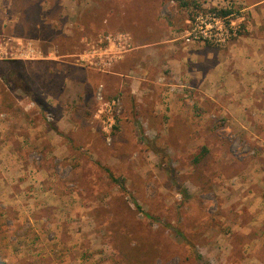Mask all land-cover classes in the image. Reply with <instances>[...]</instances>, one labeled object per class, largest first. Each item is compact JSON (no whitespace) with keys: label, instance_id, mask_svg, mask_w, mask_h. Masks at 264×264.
<instances>
[{"label":"rangeland","instance_id":"obj_1","mask_svg":"<svg viewBox=\"0 0 264 264\" xmlns=\"http://www.w3.org/2000/svg\"><path fill=\"white\" fill-rule=\"evenodd\" d=\"M247 5L0 0L2 261L264 264V206L243 189L261 186L253 179L257 148L235 144L217 101L203 109L201 99L175 89L186 66L202 72L206 54L218 62L221 50L251 33L264 63V3L254 17ZM208 7L243 14L241 31L222 46L194 42L201 49H190L180 37ZM117 33L130 35L132 51L104 50V37ZM145 61L156 83L143 94L129 91L132 77L107 75L117 69L137 77ZM13 67L28 92L5 79ZM101 83L104 100L118 96L119 114L96 98Z\"/></svg>","mask_w":264,"mask_h":264},{"label":"crops","instance_id":"obj_2","mask_svg":"<svg viewBox=\"0 0 264 264\" xmlns=\"http://www.w3.org/2000/svg\"><path fill=\"white\" fill-rule=\"evenodd\" d=\"M246 2L248 4L246 7L250 9L251 15L254 17L256 7L263 4L264 0H246ZM254 35L251 33L248 37L238 38L236 42L229 44L227 49L220 51L218 62L215 61L213 64H210L211 57H213L212 52L206 54L208 58L207 68L203 66L202 72H190L189 65L186 66V70H188L182 74L184 81L175 84V89L180 97L201 99L203 109L209 108L211 101H217L215 107L218 108V113H222L223 117L229 122L231 121L230 123L233 125L229 132L237 135L236 140H234L235 144L244 143L257 148L260 167L257 169L259 171L258 176L253 179L259 180L258 183H261V186L259 184L258 190L251 191L253 185L251 187V185L246 184L243 189L248 196L256 201L259 207H262L264 206V63H261L255 55L257 48L253 42ZM185 45L190 46V49L193 50L201 49L199 45L194 43ZM144 47L146 48L145 45H141L134 50L137 49L138 51ZM144 50V53L147 54L148 50ZM132 53L125 54L119 61H126ZM123 63L126 64V62ZM113 67L118 68L116 62ZM138 67L140 73L137 77L131 74L124 75L117 69L108 71L109 74L107 75L113 79L122 75L132 77L128 82L129 91L134 95L143 94L146 91L145 87L151 86V83H156V81L149 76L150 63L145 61L138 64ZM120 80L127 86V80L123 78ZM100 85L103 89L104 85L102 83Z\"/></svg>","mask_w":264,"mask_h":264},{"label":"built area","instance_id":"obj_3","mask_svg":"<svg viewBox=\"0 0 264 264\" xmlns=\"http://www.w3.org/2000/svg\"><path fill=\"white\" fill-rule=\"evenodd\" d=\"M220 9L208 7L197 11L189 21L180 39L185 44L204 42L215 46H222L234 37H237L242 28L243 14H236L233 11L228 14H222ZM130 40L131 37L128 33L108 34L104 37V41L108 44L104 50L107 51L108 47H115L117 50L123 49L124 51L131 50L132 44ZM82 59L88 61L86 56H83ZM89 62L97 64L93 59H90ZM103 64L108 65L109 62H104ZM96 98L109 108L112 115L119 114L121 110L119 98L114 97L110 101L104 100L102 85H99L97 88Z\"/></svg>","mask_w":264,"mask_h":264},{"label":"trees","instance_id":"obj_4","mask_svg":"<svg viewBox=\"0 0 264 264\" xmlns=\"http://www.w3.org/2000/svg\"><path fill=\"white\" fill-rule=\"evenodd\" d=\"M32 5L34 6V10H35V12H34V16H38V13H37V9H38V5L36 4V2L34 1V2H32V4H31V7H32ZM220 12L222 13V14H228V13H230L231 12V10L230 9H220ZM29 21V20H28ZM15 61V60H14ZM16 61H18V60H16ZM1 63V62H0ZM3 63V62H2ZM43 63H45V62H43ZM47 64V63H46ZM43 66H45V65H43ZM39 67H42V66H39ZM44 70V72L46 71V67H44L43 68ZM9 73L10 74H6L5 75V79H7L10 83H13V84H15V87L16 88H20V89H22V90H26L27 92H28V89H26L27 88V86H28V83H27V81H24L23 80V77H22V75H21V72L19 71V69H17V68H9ZM111 178L114 180V181H118L119 183H120V185H121V187H123V183L119 180V179H117V178H114L113 176H111ZM146 216H148L149 217V215L146 213L145 214ZM0 264H6V262H4V261H2L1 259H0Z\"/></svg>","mask_w":264,"mask_h":264}]
</instances>
